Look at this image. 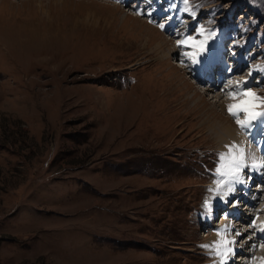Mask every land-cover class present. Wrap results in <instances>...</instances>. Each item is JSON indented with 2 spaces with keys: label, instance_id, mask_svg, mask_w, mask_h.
<instances>
[{
  "label": "rangeland",
  "instance_id": "1",
  "mask_svg": "<svg viewBox=\"0 0 264 264\" xmlns=\"http://www.w3.org/2000/svg\"><path fill=\"white\" fill-rule=\"evenodd\" d=\"M230 47L224 109L204 78ZM243 100L264 115V0H0V264L211 263L223 218L264 221V160L236 173L212 127L242 132ZM232 190L250 220L215 210Z\"/></svg>",
  "mask_w": 264,
  "mask_h": 264
},
{
  "label": "bare ground",
  "instance_id": "2",
  "mask_svg": "<svg viewBox=\"0 0 264 264\" xmlns=\"http://www.w3.org/2000/svg\"><path fill=\"white\" fill-rule=\"evenodd\" d=\"M170 38H173V37L171 36ZM165 41L167 43L169 42L167 40H165ZM172 53H174V51H172ZM214 57H215V55H214ZM215 60H216V58H215ZM172 68L177 70L176 67L172 66ZM250 71H248V72H250ZM204 80L206 81V84H207V90L213 91V89H212L214 87V82H212L213 79H210L209 81H207L204 78ZM243 80H245L244 76H241V77L240 76H233L232 78L227 79V82H226L227 87L224 86L222 88V91L219 92V93L223 92L222 96H224V97L226 96L225 98L227 100H223L225 98L222 99V96H218L219 95L218 94L216 97H219V99L216 98L217 100H215V103H216L215 105H218L219 103H221L220 105L223 106V108L225 109V107L229 101H231V102L236 101L237 102V100H239L238 97H240L241 94L239 92L237 93L236 85L243 86L244 84H246V83H242ZM193 82H195V81H193ZM239 82H241V83L239 84ZM215 83L218 84L217 81H215ZM185 84L187 85L188 88H192L191 87L192 84L190 82L186 81ZM228 85L230 87L232 86V88H233L232 91H230V92L228 90ZM204 94H205V92H204ZM245 98H243V99H245ZM261 109H263V108H261ZM261 109H258V111ZM252 111H253V109H252ZM252 111L250 110V112H252ZM251 114H253V113H251ZM211 116L217 117L218 115H209L210 118H211ZM251 116H253V115H243L242 112H239L237 114L236 117H239L241 119L240 121L242 123L246 124V127H242L243 128L242 132L232 126L233 123L230 120V118H228V117H227V120L229 122L228 125H226V124H224V125L223 124L222 125L221 124L220 125L214 124L212 127L217 126L216 130H215V135H216V137H218L220 139V141H221L220 143H222L223 149L226 150L227 152H230V149H231V156H230V159L228 160V163L240 161L239 162L240 165L238 167H241V168H239L236 173H238L239 171H243V170L246 171L247 168H250V171H256V168L258 167L257 173L259 172V174L261 175V171H260L261 166L260 165H262V162H263L261 160L262 159L264 160L263 156H261V154H264V140H262V139L259 140L257 147L254 146L252 141H253L254 137L258 134L259 122L261 121L264 123V115H256L255 114L254 115L255 120L252 119L253 121L251 119L249 120V118ZM244 135H247L249 137V139H248V145L249 146L247 145V140L244 137ZM262 137L264 138V134ZM257 151H259V152H257ZM226 168L227 169H223V177L226 175H231V176L236 175L235 173L233 174L232 171L228 170V169H230L229 167H226ZM257 177H258V175H257ZM235 179H237V180H234V182L235 181L237 182L235 184V186L247 185L248 182H250L249 180H244V181L240 182L239 177H237ZM258 179H260L261 183L264 182L263 177L259 176ZM251 181H252V179H251ZM253 181H254V179H253ZM229 183H230V181H229ZM227 186H229V185H227ZM223 187H224V184H221V182H220V184H218V189L220 190ZM252 188H250V189H252ZM260 189H262V187L257 188V190H260ZM223 192H225V191H223ZM238 194H239L238 190H232L230 195L221 196L220 194H218V195L212 194L213 195L212 200H213V203L215 205V210H216V208L219 210L220 203H221L222 199H223V202L224 201L226 202L228 199L232 198V199H234L233 201H235L234 205H232L233 206L232 208L234 210L228 211V212L226 211L225 215L228 213V215H230L232 217L237 216L238 220H242V218H243V220H246V219L250 220L252 218L253 212L250 211L249 213H251V215L248 213L249 214L248 216H244V213H241L240 210L244 209L245 207H247L250 204L251 205H250V207L248 206V209L252 210V206H253L252 202H253V200L256 201V199H254L255 196H250V195H253V192H252V194H250L248 196L250 198V203L247 202V203H245L246 205L243 206L244 208H242V207L239 208L240 205H242V200L239 199ZM232 195H234V197ZM207 206H209V205H207ZM237 209H240V210L237 211ZM258 210H259L258 217L264 216V202ZM230 220L231 219L223 218L222 223L218 224L219 228H220L218 230L220 231V233L212 235V237L209 239V241L207 243H209L211 246H208L209 244H207V243L205 245V247H207L208 251L206 250L204 253L209 254L213 258V261H211V263H209V264H229V261H231L233 259H240L239 260L240 262L238 261L239 264H264V230H262V229H264V221L259 220V221L254 222L253 225L243 226V228H241V227H238V225L242 224L241 222H240L241 224L240 223H236V224L234 223L233 224V223H231L232 221H230ZM261 233H263V234H262L261 238H259ZM240 236H241V238H240ZM240 239L243 240L241 245L239 244ZM252 256H254V257L252 258Z\"/></svg>",
  "mask_w": 264,
  "mask_h": 264
},
{
  "label": "snow or ice",
  "instance_id": "3",
  "mask_svg": "<svg viewBox=\"0 0 264 264\" xmlns=\"http://www.w3.org/2000/svg\"><path fill=\"white\" fill-rule=\"evenodd\" d=\"M243 95L248 96L250 98H256L254 93L251 92H244ZM249 105H250V100L248 101H243L241 104H231L228 106V110L231 115L234 117L237 116L239 112H247L249 111ZM252 115V114H250ZM237 123L241 125V127H246L245 123H242L239 119L237 120ZM229 155H231V149L229 152ZM264 230V229H262Z\"/></svg>",
  "mask_w": 264,
  "mask_h": 264
}]
</instances>
